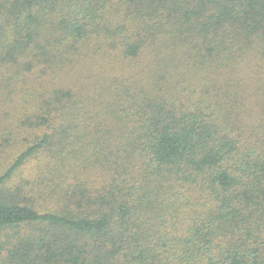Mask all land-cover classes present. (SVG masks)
Here are the masks:
<instances>
[{
  "label": "trees",
  "instance_id": "1",
  "mask_svg": "<svg viewBox=\"0 0 264 264\" xmlns=\"http://www.w3.org/2000/svg\"><path fill=\"white\" fill-rule=\"evenodd\" d=\"M19 146L0 229L41 236L0 264H264V0H0Z\"/></svg>",
  "mask_w": 264,
  "mask_h": 264
},
{
  "label": "rangeland",
  "instance_id": "2",
  "mask_svg": "<svg viewBox=\"0 0 264 264\" xmlns=\"http://www.w3.org/2000/svg\"><path fill=\"white\" fill-rule=\"evenodd\" d=\"M54 76L62 77L59 73H54ZM43 132V131H42ZM44 133H41V135ZM22 136V135H21ZM33 138V137H32ZM32 138L29 142H31ZM22 145V144H21ZM20 145V146H21ZM19 146V147H20ZM10 147L5 148L3 152L0 154V167H5L9 165L14 158L19 154L18 149L22 147ZM7 161V162H6ZM40 162L39 157L31 158L19 171L16 173L14 179L9 183L11 188L14 190L16 188L24 187V189L20 192L21 195L20 199H22L25 195L32 196L35 201L39 202L36 206L37 208H43L46 205L45 195L44 197L39 196L38 194L31 193V187L28 182H32V180H36V176L38 175V169L36 168L37 164ZM51 199L49 197L48 201ZM42 226H38V228L34 225H24L14 228H3L0 229V250L3 256H7L8 252L7 249L4 247L8 246L11 247L13 244L22 241L23 237L33 238L36 236H41ZM7 247V248H8Z\"/></svg>",
  "mask_w": 264,
  "mask_h": 264
}]
</instances>
